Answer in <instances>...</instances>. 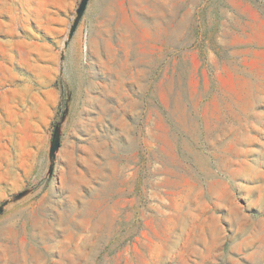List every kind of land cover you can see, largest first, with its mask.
<instances>
[{"label": "rangeland", "instance_id": "rangeland-1", "mask_svg": "<svg viewBox=\"0 0 264 264\" xmlns=\"http://www.w3.org/2000/svg\"><path fill=\"white\" fill-rule=\"evenodd\" d=\"M82 2L0 0V264H264V0Z\"/></svg>", "mask_w": 264, "mask_h": 264}, {"label": "crops", "instance_id": "crops-1", "mask_svg": "<svg viewBox=\"0 0 264 264\" xmlns=\"http://www.w3.org/2000/svg\"><path fill=\"white\" fill-rule=\"evenodd\" d=\"M39 100V97H33L32 105V98L28 94H19L18 90L12 88L0 93V166L14 159L16 150H34L31 145L36 141L35 134L44 127L36 118L40 113L43 115L46 109Z\"/></svg>", "mask_w": 264, "mask_h": 264}, {"label": "water", "instance_id": "water-1", "mask_svg": "<svg viewBox=\"0 0 264 264\" xmlns=\"http://www.w3.org/2000/svg\"><path fill=\"white\" fill-rule=\"evenodd\" d=\"M88 1L89 0H83L80 8L78 9L77 11V19L72 27V30L70 32V38L73 36V34L75 33L76 29H77V26H78V23H79V20L82 18V16L84 15L85 11H86V8H87V5H88ZM54 144H53V151L56 152L55 150L59 147V135H58V131L56 129L55 131V135H54ZM54 154V153H53ZM1 211V209H0Z\"/></svg>", "mask_w": 264, "mask_h": 264}, {"label": "bare ground", "instance_id": "bare-ground-1", "mask_svg": "<svg viewBox=\"0 0 264 264\" xmlns=\"http://www.w3.org/2000/svg\"><path fill=\"white\" fill-rule=\"evenodd\" d=\"M164 45H168V42H167V41L164 42ZM91 84H92V83H91ZM89 85H90V83H89ZM92 85L94 86V84H92ZM104 85H105V84H104ZM101 86H102V85H101ZM98 87H99V86H98ZM104 87H105V86H104ZM99 88H100V87H99ZM97 92H98V90H97ZM99 94H100V96H101V93H100V92H99ZM99 94L97 93L96 95L99 96ZM104 94H105V93H104ZM104 94H103V95H104ZM105 95H106V94H105ZM100 96H99V97H100ZM90 97H91V96H90ZM103 97H104V96H103ZM97 98H98V97H97ZM105 98H106V97H105ZM96 100H97V99H96ZM105 102H106V99H105ZM31 239H34L33 236L31 237Z\"/></svg>", "mask_w": 264, "mask_h": 264}]
</instances>
